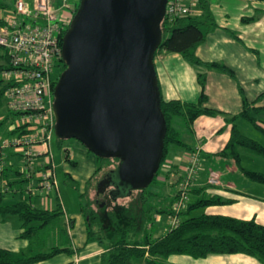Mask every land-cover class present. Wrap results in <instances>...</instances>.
I'll return each instance as SVG.
<instances>
[{"label": "crops", "instance_id": "0c3cea01", "mask_svg": "<svg viewBox=\"0 0 264 264\" xmlns=\"http://www.w3.org/2000/svg\"><path fill=\"white\" fill-rule=\"evenodd\" d=\"M77 1L70 0L69 2L74 7ZM207 1L216 27L207 32L205 40L198 45L195 53L201 61L221 63L231 73L191 64L181 54L165 50L155 53L154 70L162 99H178L182 102L198 100L201 87L197 75L200 72H205V93L208 97L205 105L222 112V115H200L194 120L189 131L193 140L191 144L186 145V151L183 152L184 163L179 157L169 159L165 168L170 171V174L166 175L163 181L166 185L176 186L177 182L172 183L168 179L169 176L179 172V182L181 174L184 173L189 162V155L194 151L199 158V169L190 190V198L194 199L200 195L194 193L193 190L204 188L202 194L206 196L214 195L231 201L206 206L204 209L206 214L224 215L245 220L254 219L257 223L264 225V208L260 209L259 205L260 201L264 200L262 197L264 190L258 186L264 185V183L248 179L242 174L233 159L232 162H229L227 157L218 155L226 146L231 135L232 123L224 116L228 118L234 116L233 123L237 127L240 119L251 123L240 115L244 98L250 103L251 108H261L259 113H252V115L264 128V0ZM190 6L193 10L198 11L197 15L201 13L196 0L192 4L190 2ZM69 10L63 13L65 15L71 13L72 10ZM260 131L264 134V130ZM240 132L245 135L241 130ZM14 147V153L23 151L22 146ZM37 148L43 149L44 145H38ZM85 149H87L85 146L79 147L80 152L88 157L89 153ZM242 151L246 150L240 149V153ZM66 156L69 161L73 160L71 152L67 151ZM52 158L49 144L47 152L44 151L32 159V161L35 160V164L33 163L31 167H29L30 165L27 167L25 164L23 169L26 171L18 169L19 165L15 159L11 158V162L7 164L5 159L3 161L0 157V162L3 163L0 172L2 202L10 204L24 200L32 206L50 211L60 204L62 211L60 215L61 218L63 217L62 224L64 222L65 227H63L68 235V243L64 245L65 239L60 237V230L58 226H55L50 232L53 231L54 235L58 234L60 237L56 241L58 244L52 243L48 237L45 244L43 243L38 249L49 252L51 248L57 247L61 250L51 257L32 264H98L106 251V246L104 242L100 243L95 237L88 238L87 223L81 209V202L80 209L67 213L59 194L56 193L54 197L50 196V191L56 192L58 187L49 191L41 187V174L47 171L46 163L48 161L53 164L56 181V168ZM210 163L219 165L220 169L210 167L208 165ZM95 169L86 175L85 181L94 175ZM213 170L220 174V183L217 185H211L207 181L209 172ZM167 171L163 174H166ZM235 171H238L241 176ZM1 188H4V191ZM172 195L174 199L171 200V203L174 202L176 193ZM23 231L24 227L17 215L0 217V248L11 251L14 257L20 256L22 251L34 249V238L24 237ZM163 262L165 264H264L243 253H212L201 258L185 254H171Z\"/></svg>", "mask_w": 264, "mask_h": 264}, {"label": "water", "instance_id": "95a60500", "mask_svg": "<svg viewBox=\"0 0 264 264\" xmlns=\"http://www.w3.org/2000/svg\"><path fill=\"white\" fill-rule=\"evenodd\" d=\"M167 0H79L63 34L66 68L54 85V131L119 158L96 193L115 200L147 188L160 165L166 120L154 56Z\"/></svg>", "mask_w": 264, "mask_h": 264}, {"label": "trees", "instance_id": "16d2710c", "mask_svg": "<svg viewBox=\"0 0 264 264\" xmlns=\"http://www.w3.org/2000/svg\"><path fill=\"white\" fill-rule=\"evenodd\" d=\"M196 1L201 10L199 15L189 14L175 17L172 20H168L163 16L160 23L161 31L166 30L168 35L164 37L162 34L163 38L157 51L165 50L179 53L191 64L231 73L221 63L201 61L195 53L198 45L205 40L207 32L216 27V23L209 10L208 1ZM8 7H10L8 3L0 0V10ZM76 9L77 7L73 10L72 17ZM68 26L66 27L68 28ZM66 30V28L63 29V34ZM62 37L60 38V45ZM7 60L5 52L0 48V69L7 65ZM55 63H60L63 71L66 68L61 56L56 59ZM197 80L201 91L196 102H182L178 99L164 100L160 95V107L166 120V128L163 136V153L159 169L152 182L156 179L158 172H160L165 164L169 147L178 146L184 148L186 146L184 141L180 139L179 132L174 126L173 121L175 119L183 118L190 129L194 120L200 115H222V112L205 105V102L208 100L205 93V72L198 73ZM2 86L0 81V100L3 98ZM260 111L261 108H251L250 103L245 98L243 99L240 115L247 118L255 127L264 130L252 115V113H259ZM10 114L13 118L15 117L12 113ZM224 118L232 123L231 135L226 146L218 155L233 159L238 164L242 174L248 179L264 183L263 172L246 168L240 164V149L264 158V146L256 140L243 135L236 124L233 123L234 116L231 118L224 116ZM9 132L13 138L30 135L32 130H27L22 126L9 129ZM58 139L61 140V138ZM88 151L93 153L90 150ZM192 153L194 151L190 154ZM94 156L97 166L94 175L87 181L90 201L87 204L86 212H83H85L84 217L87 223L88 238L95 237L100 243L106 242V251L101 256L102 258L98 264H133L134 262L136 264L139 262H142V264H165L163 260L171 254H185L194 258H201L212 253H243L264 263V225L257 223L254 219L245 220L224 215L206 214L203 212L206 206L231 201L214 195L206 196L202 194L204 188L193 190L195 191L194 193L200 194L194 199L190 198V189L188 192L190 201L187 202L186 207L179 214L180 223L174 228L168 227V230L162 236L153 238L150 233H147L148 222L150 221L149 209H138L135 216L131 217L110 199L102 202L91 198L90 185L95 175L110 163H115V167L110 168L107 173L116 169L120 161L117 157L96 154ZM169 172L168 170L167 176L170 174ZM182 177H180L179 183ZM95 189L97 190L96 187ZM142 190H146V188ZM198 209L201 213L192 215L193 211ZM167 212L171 215L172 208H169ZM61 213L60 204L56 205L51 211L32 206L24 200L5 204L2 202V195L0 194V217L3 218L11 214L17 215L24 227L23 236L34 238V242L40 238L42 229L53 223L55 218ZM60 250V248L53 247L49 252L38 251L34 253L33 249H28L22 251L20 256L14 257L11 251L0 248V264H32L51 257Z\"/></svg>", "mask_w": 264, "mask_h": 264}, {"label": "built area", "instance_id": "2783aa9c", "mask_svg": "<svg viewBox=\"0 0 264 264\" xmlns=\"http://www.w3.org/2000/svg\"><path fill=\"white\" fill-rule=\"evenodd\" d=\"M70 0H62L61 8L55 0H13L12 6L0 10V48L5 52L7 65L0 70L3 98L7 110L15 115L10 129L24 126L32 130L30 135L12 138L11 145L22 146L26 166H32V159L47 152L54 132L53 112L54 85L52 69L61 56L60 38L63 29L70 24L72 12ZM194 0H167L164 16L168 20L189 14H197L190 6ZM72 6V5H71ZM66 10L71 11L64 14ZM44 145L43 149L37 148ZM46 147V148H45ZM50 157V156H49ZM3 163L0 162V172ZM47 171L42 173L41 187L47 191L55 189L53 164L46 163ZM199 169L196 152L189 155V162L175 195L170 228L180 223V212L189 201V190ZM207 181L211 185L220 183V174L210 171ZM4 191V188H1Z\"/></svg>", "mask_w": 264, "mask_h": 264}, {"label": "rangeland", "instance_id": "374dc122", "mask_svg": "<svg viewBox=\"0 0 264 264\" xmlns=\"http://www.w3.org/2000/svg\"><path fill=\"white\" fill-rule=\"evenodd\" d=\"M3 2H6L10 5V7L13 4V0H2ZM62 0H55L54 5L56 7L61 8ZM79 4V0L77 1L76 5L74 7L70 4V9H75ZM9 7V8H10ZM8 8V9H9ZM67 29V27H66ZM163 36H167L168 32L166 30L162 31ZM1 70V69H0ZM63 68L60 65V63H55L52 69V79L57 80L59 76L62 74ZM13 117L11 114L7 111L6 104L4 98H1L0 100V157L2 160L7 162L9 164L11 162V158L15 159L18 163V169L24 170L23 167H25L26 164V156L24 155V152H18L14 153L15 147L11 145L12 142V135L9 132L10 127L13 124ZM174 126L176 127L177 131L179 132V137L181 140L184 141L186 145H189L192 143V136L189 132L190 129L187 127L186 123L184 122L183 118H178L173 121ZM239 129L248 137H251L253 139H256L261 144L264 145V134L260 131L259 128L255 127L248 121H245L243 119H240L237 123ZM84 146L79 140L75 138H65L59 140L56 135L55 131L53 132L50 142H49V151L52 154L53 162L55 165V174H56V181H57V191H50V196L54 197L55 194H59V197L63 203V206L65 207V210H67V213H70V211L78 210L80 209V202H81V209L86 212L87 204L89 203L90 195L88 191V182L85 181L86 175L90 173L94 168L97 166V162L95 156L88 151V149H85L89 156L86 157L84 153H81L79 150V147ZM186 147V146H185ZM180 148L178 146H170L168 155L166 157L165 164L168 162L169 159H175L176 157H179V159L184 163V154L183 152L186 151V149ZM67 151L71 152L72 158L71 161L67 158ZM177 153V154H176ZM13 156L11 157V155ZM10 159V160H9ZM95 160V161H94ZM227 161L232 162L231 158H228ZM241 165L248 167L250 169L261 171L264 173V158L262 156L253 155L252 153L242 151L241 153V159H240ZM35 164V160L32 161ZM165 164L158 172V176L156 179L151 182V184L146 188V190H132L129 194H126L122 197H117L115 200H113L109 195L107 194H100V196H96V184L99 179L107 172L110 168H114L115 163H110L107 166H105L95 177L92 179V183L90 185L91 189V198H94L96 200L106 202L108 199H110L114 204H116L118 207L122 209L123 212L128 214L129 216L133 217L135 216V213L137 210L144 208L149 209V216L150 221L147 233L155 236H162L165 233V230L168 229L171 219L170 214L167 212L169 208L173 207V204L171 203V200L173 198V193H177L179 190L180 183L178 182L179 178V172L178 174L174 173L172 176H169L168 179L172 183H176V186L172 185H166L164 183V177H166V174H163L167 171V168H165ZM75 165V166H74ZM210 167L214 169H220L219 165L214 164H208ZM27 168V167H26ZM224 168V167H223ZM26 171V170H24ZM235 173L239 174L238 171H235ZM184 175L183 173L181 174ZM181 176V177H182ZM241 176V175H240ZM261 190H264V185L260 184L258 185ZM262 195L263 192L261 191ZM264 198V195L262 196ZM190 201V198H189ZM260 209L264 208V200L260 201ZM205 209V208H204ZM203 209V212H205ZM161 211V212H159ZM84 212V213H85ZM201 213V211L195 210L193 211L192 215H197ZM180 217V215H179ZM63 217L61 218V215L58 216L56 219V222L51 223L50 225L46 226L42 229L40 232V238L34 243V249L33 252L36 253L39 251V247L42 246V244L46 242V240L49 237V240H51L52 243L58 244L56 242L60 237L65 239L64 245L68 243V235L65 232V225L64 222L62 224ZM55 226H58V229L60 230V237H58V234H53V231L51 229ZM64 226V227H63ZM107 241V240H105ZM61 244V243H59ZM104 245L106 246V242H104ZM47 250V249H46ZM133 264H136L134 262ZM138 264H142V262H139Z\"/></svg>", "mask_w": 264, "mask_h": 264}, {"label": "flooded vegetation", "instance_id": "af4514ba", "mask_svg": "<svg viewBox=\"0 0 264 264\" xmlns=\"http://www.w3.org/2000/svg\"><path fill=\"white\" fill-rule=\"evenodd\" d=\"M103 177H108V180H110V179H112L113 175H112V174H109V175H108L107 172H106V173L104 174ZM110 188H111V187H110ZM110 188H108V189L110 190ZM109 190H108V191H109ZM108 191H105L104 195H105V194L108 195V194H109ZM102 195H103V194H102ZM97 196H100V194H99V195L97 194Z\"/></svg>", "mask_w": 264, "mask_h": 264}, {"label": "bare ground", "instance_id": "6f19581e", "mask_svg": "<svg viewBox=\"0 0 264 264\" xmlns=\"http://www.w3.org/2000/svg\"><path fill=\"white\" fill-rule=\"evenodd\" d=\"M196 179V178H195Z\"/></svg>", "mask_w": 264, "mask_h": 264}]
</instances>
